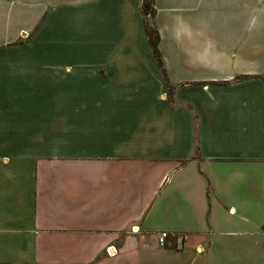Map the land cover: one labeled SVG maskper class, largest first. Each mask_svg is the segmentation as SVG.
Here are the masks:
<instances>
[{"label": "crops", "instance_id": "0c3cea01", "mask_svg": "<svg viewBox=\"0 0 264 264\" xmlns=\"http://www.w3.org/2000/svg\"><path fill=\"white\" fill-rule=\"evenodd\" d=\"M142 1L0 0V264H264V0H153L162 68Z\"/></svg>", "mask_w": 264, "mask_h": 264}, {"label": "trees", "instance_id": "16d2710c", "mask_svg": "<svg viewBox=\"0 0 264 264\" xmlns=\"http://www.w3.org/2000/svg\"><path fill=\"white\" fill-rule=\"evenodd\" d=\"M141 11H142L143 16L145 17L144 29H145V33L147 36L148 43L152 49V52L156 58V61L159 65V67L162 68L160 51L158 48L159 35H158V32H157L156 28L154 27L153 23L152 22L149 23L148 20L146 19L147 16L153 17V15L155 14V9L153 6V0H143L142 5H141Z\"/></svg>", "mask_w": 264, "mask_h": 264}, {"label": "built area", "instance_id": "2783aa9c", "mask_svg": "<svg viewBox=\"0 0 264 264\" xmlns=\"http://www.w3.org/2000/svg\"><path fill=\"white\" fill-rule=\"evenodd\" d=\"M133 230L136 229L135 227L132 228ZM168 233L165 231H161L158 233L157 243L160 246H165L167 244ZM182 241H179L181 243ZM105 252L107 255L114 256L117 253V250L113 246H108L105 248Z\"/></svg>", "mask_w": 264, "mask_h": 264}, {"label": "rangeland", "instance_id": "374dc122", "mask_svg": "<svg viewBox=\"0 0 264 264\" xmlns=\"http://www.w3.org/2000/svg\"><path fill=\"white\" fill-rule=\"evenodd\" d=\"M146 19L148 20L149 23L152 22L149 18L146 17Z\"/></svg>", "mask_w": 264, "mask_h": 264}]
</instances>
